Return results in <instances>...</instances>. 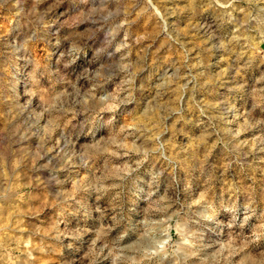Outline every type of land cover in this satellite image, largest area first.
<instances>
[{
	"label": "rangeland",
	"instance_id": "374dc122",
	"mask_svg": "<svg viewBox=\"0 0 264 264\" xmlns=\"http://www.w3.org/2000/svg\"><path fill=\"white\" fill-rule=\"evenodd\" d=\"M0 264H264V0H0Z\"/></svg>",
	"mask_w": 264,
	"mask_h": 264
}]
</instances>
